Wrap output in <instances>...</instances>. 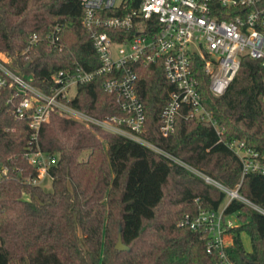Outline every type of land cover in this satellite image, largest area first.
<instances>
[{"label": "trees", "instance_id": "obj_1", "mask_svg": "<svg viewBox=\"0 0 264 264\" xmlns=\"http://www.w3.org/2000/svg\"><path fill=\"white\" fill-rule=\"evenodd\" d=\"M81 17L79 0H0V54L6 66L45 90L54 73L75 61L96 68ZM54 26L59 32L52 44ZM33 34L38 40L26 50ZM192 70L201 103L220 134L208 122L177 118L173 133L161 136L159 113L172 85L160 62H137L136 93L145 114L140 136L226 187H238L242 197L264 208V175L247 173L241 179V160L227 146L240 140L247 149L263 151L264 66L243 58L221 97L209 91L199 57H193ZM104 78L77 86L69 104L100 118L120 115L115 96L102 89ZM250 87L260 109L246 99ZM21 97L14 88L0 90V169H6L0 179V264H223L217 250L207 251L205 231H192L179 221L199 207L217 209L224 194L135 141L53 112L39 135L40 148L57 157L50 188L24 182L36 169L25 155L28 120L14 113ZM245 108L259 112L260 121L242 124ZM225 214L237 221L225 232L230 236L226 258L233 264H264V216L238 200L230 201ZM119 233L125 251L115 249Z\"/></svg>", "mask_w": 264, "mask_h": 264}, {"label": "built area", "instance_id": "obj_2", "mask_svg": "<svg viewBox=\"0 0 264 264\" xmlns=\"http://www.w3.org/2000/svg\"><path fill=\"white\" fill-rule=\"evenodd\" d=\"M82 25L88 32L99 65L75 61L70 69L54 73L45 89L36 87L32 78H24L0 59V90L14 88L22 97L14 109L17 118L27 119L30 141L25 154L36 174L24 182L42 186L53 177L50 168L57 157L40 148L41 128L50 114L58 112L87 127L135 141L169 162L178 165L204 183L224 194L217 209L198 208L185 214L179 225L192 231H205L207 251L217 250L223 264H233L224 253L226 230L235 226L225 209L232 200L248 205L264 216V208L250 202L213 177L157 147L140 136L143 130L144 108L136 93L137 62L162 64L165 79L172 85L167 102L159 113V133H173L177 118L210 123L219 135L221 129L201 103L197 80L192 70L193 57L203 62L209 77L208 89L215 97L225 94L239 72L243 58L261 61L264 66V0H79ZM224 14L229 19L224 18ZM58 26L50 34L56 43ZM29 37L26 50L37 42ZM1 58V57H0ZM104 76L102 89L115 96L120 115L96 117L72 107L69 102L77 86ZM74 89L71 96L70 91ZM241 160V179L247 173L264 175V147L261 154L244 147L242 141L227 144ZM6 169H0V179ZM197 201V199H195Z\"/></svg>", "mask_w": 264, "mask_h": 264}, {"label": "rangeland", "instance_id": "obj_3", "mask_svg": "<svg viewBox=\"0 0 264 264\" xmlns=\"http://www.w3.org/2000/svg\"><path fill=\"white\" fill-rule=\"evenodd\" d=\"M0 57H1L0 59L6 60L4 58V56L1 55V54H0ZM242 90L243 89L237 90L236 92L238 93L239 91L241 92ZM246 91H247L246 99L249 100V105L254 106V108H256V109L257 108L260 109L261 108V102H260L259 97L254 92L253 88H251V87L250 88H247ZM73 94H74V89H71L70 95L72 96ZM231 112H232V109L231 108H228L227 113H228L229 116L232 115ZM260 119H261V115H260L259 112L254 113V112L249 111L246 108L244 109V111H243V117H242V120H243L242 124H246V126H250L252 124H255V123L259 122ZM86 154H87V152H84L83 155H82V158H85ZM43 187L46 188V189H49L50 188V183L49 182H46L43 185ZM231 219H232V221L235 224H237V221H236V219H235L234 216H231ZM240 236H241V240H242L243 246L245 247L246 250H249L250 249L249 237L244 232L241 233ZM225 240H226L227 243L230 242V236L227 235L225 237Z\"/></svg>", "mask_w": 264, "mask_h": 264}, {"label": "water", "instance_id": "obj_4", "mask_svg": "<svg viewBox=\"0 0 264 264\" xmlns=\"http://www.w3.org/2000/svg\"><path fill=\"white\" fill-rule=\"evenodd\" d=\"M115 249L118 251H125L127 249V246L123 244L122 239H121V234H118V239L115 244Z\"/></svg>", "mask_w": 264, "mask_h": 264}, {"label": "crops", "instance_id": "obj_5", "mask_svg": "<svg viewBox=\"0 0 264 264\" xmlns=\"http://www.w3.org/2000/svg\"><path fill=\"white\" fill-rule=\"evenodd\" d=\"M5 58V57H4ZM6 59V58H5Z\"/></svg>", "mask_w": 264, "mask_h": 264}]
</instances>
